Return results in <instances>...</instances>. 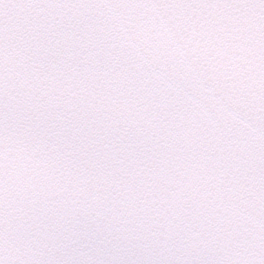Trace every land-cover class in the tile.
Here are the masks:
<instances>
[{"label":"snow or ice","instance_id":"6c2138e0","mask_svg":"<svg viewBox=\"0 0 264 264\" xmlns=\"http://www.w3.org/2000/svg\"><path fill=\"white\" fill-rule=\"evenodd\" d=\"M0 264H264V0H0Z\"/></svg>","mask_w":264,"mask_h":264}]
</instances>
